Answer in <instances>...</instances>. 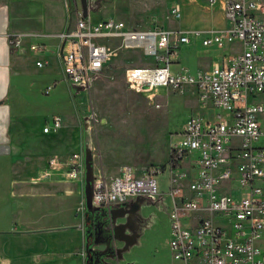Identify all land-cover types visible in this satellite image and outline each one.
<instances>
[{
	"label": "built area",
	"instance_id": "obj_1",
	"mask_svg": "<svg viewBox=\"0 0 264 264\" xmlns=\"http://www.w3.org/2000/svg\"><path fill=\"white\" fill-rule=\"evenodd\" d=\"M224 13L230 26L209 31L202 44L222 49L240 40L243 51L224 56L222 62L196 74L172 70L178 49L191 42L189 33L164 27L138 30L114 18L92 23L80 13L58 35L63 77L71 87H88L102 75L113 53L107 42L118 40L122 49L142 50L154 59L152 65L125 70L131 90L148 93L156 88L194 86L201 106L213 113L212 117L191 115L178 133L179 139L172 140L170 152L178 167L170 161L167 165L166 194L160 192L156 179L165 171L158 165L123 167L117 175L100 177L92 185L94 207L110 209L140 196L169 197L173 263L168 264L193 260L200 264H264V250L257 244L264 232V145L257 146L264 136V0H227ZM170 16L179 20V6L170 10ZM18 43L14 41L13 46ZM30 49L42 53L45 46L34 43ZM37 66L42 68L46 62L39 61ZM63 123L60 115H54L42 131H59ZM185 160L188 165L182 170ZM73 161L70 178L83 180L82 156L75 155Z\"/></svg>",
	"mask_w": 264,
	"mask_h": 264
},
{
	"label": "rangeland",
	"instance_id": "obj_2",
	"mask_svg": "<svg viewBox=\"0 0 264 264\" xmlns=\"http://www.w3.org/2000/svg\"><path fill=\"white\" fill-rule=\"evenodd\" d=\"M86 3L85 13L81 0H68L70 18L16 20L25 33L36 38L33 41L48 39L57 43V35L68 24L72 25L80 13L88 16L92 23L114 18L124 21L131 28L146 30L163 27L165 13L170 10L164 0H86ZM107 45L114 55L103 74L91 80L88 87L70 89L54 60L55 63L50 66L32 69L29 79L34 84L30 88L29 99L32 102L28 123L39 130L55 114H60L64 124L62 130L52 135L41 136L37 133L26 136L19 133V128L17 136L18 147L26 153L44 154L55 160L54 175L68 183L54 188L51 186L47 190H59L67 195L71 191L72 195L75 194L72 201H75L74 214L80 227L85 224L86 197L82 180H73L69 176L75 155L82 156L85 170L86 160L90 159L93 177L97 179L115 175L113 173L123 167L140 169L152 165L165 166V171L158 174L156 179L160 192L166 194L169 189L167 164L170 161L171 141L179 139L178 133L188 118L201 108L194 86L148 93L131 90L125 79V70L130 66L152 65L154 59L145 56L142 50L122 49L118 40H111ZM193 56L195 50L189 47L180 49L173 58L172 70L189 68L195 71L190 60ZM48 85L52 87L51 93L40 95ZM204 115L212 117L213 113L205 111ZM17 122V127H22L20 118ZM262 124L264 130V118ZM261 145H264V136L257 143V146ZM187 165L188 160H185L182 170ZM177 171L181 172V169ZM64 201L65 196L62 197ZM170 203L168 196H140L122 204L126 212L114 221L103 219V216L95 218L96 225L101 224L108 237L94 249L99 264L173 263L169 248ZM94 214V211H88L87 222L94 218ZM86 231L89 248L94 243L95 230L88 226ZM257 244L264 250V232L257 239ZM78 250L83 255L82 244H79ZM190 264L200 263L193 260Z\"/></svg>",
	"mask_w": 264,
	"mask_h": 264
},
{
	"label": "crops",
	"instance_id": "obj_3",
	"mask_svg": "<svg viewBox=\"0 0 264 264\" xmlns=\"http://www.w3.org/2000/svg\"><path fill=\"white\" fill-rule=\"evenodd\" d=\"M226 1L217 0L211 4V0H164L170 10L179 6L181 17L174 20L169 10L165 13L163 27L191 35V42L181 46L178 54L182 48L195 50V56L190 59L195 71L183 69L193 74L207 71L215 63L222 62L224 56L243 51L240 40H234L222 49L217 45L205 47L202 44L209 31L230 26L224 13ZM67 2L68 0H0V264L86 263V230L85 224L82 227L78 225L74 214L76 205L72 199L74 200L75 194L72 195L71 191L67 195L59 190H47L51 186L54 188L68 182L54 175L55 160L44 154L26 153L18 147L17 140L19 128L22 135L38 133L48 136L59 132L63 127L59 131L44 134L42 130L47 122L39 130L28 123V111L32 102L29 99L30 88L34 84L29 79L31 71L39 68V61L46 62V66L42 68L55 63L53 60L61 68L60 41L55 43L47 39L35 42L33 40L36 38L25 33L16 19L70 18ZM200 36L201 40L198 39ZM16 40L19 43L14 47L13 42ZM34 43L44 44L45 50L42 53L31 51L30 46ZM65 83L72 88L66 81ZM48 87L43 88L40 95H49L52 89L48 90ZM205 111L209 112L201 106L195 114L204 115ZM18 118L21 119L22 127H17ZM51 161L54 162L53 165ZM120 170L113 174L117 175ZM115 175L101 177L111 178ZM85 178L86 170L83 185ZM86 208L85 204V210ZM79 244L83 245V255L79 254Z\"/></svg>",
	"mask_w": 264,
	"mask_h": 264
},
{
	"label": "flooded vegetation",
	"instance_id": "obj_4",
	"mask_svg": "<svg viewBox=\"0 0 264 264\" xmlns=\"http://www.w3.org/2000/svg\"><path fill=\"white\" fill-rule=\"evenodd\" d=\"M126 209L122 207V205L111 207L110 209L104 206L99 207L98 210L94 211V218L90 219L87 223V227H93L95 230V239H93L94 243L90 244V247L87 248L86 251V263L85 264H99V257L97 254H94V249L102 245V242L106 240L108 237L105 234V229L103 230L100 225L94 224L93 221L95 218L103 216V219H110L114 221L119 215L125 214ZM87 216V215H86ZM86 227V228H87ZM87 234V231H86ZM87 237V235H86Z\"/></svg>",
	"mask_w": 264,
	"mask_h": 264
},
{
	"label": "water",
	"instance_id": "obj_5",
	"mask_svg": "<svg viewBox=\"0 0 264 264\" xmlns=\"http://www.w3.org/2000/svg\"><path fill=\"white\" fill-rule=\"evenodd\" d=\"M83 10L87 12V3L86 0H81ZM93 168L88 158L86 160V178H85V197H86V207L89 211H96L99 207H94L92 205V184H93Z\"/></svg>",
	"mask_w": 264,
	"mask_h": 264
},
{
	"label": "trees",
	"instance_id": "obj_6",
	"mask_svg": "<svg viewBox=\"0 0 264 264\" xmlns=\"http://www.w3.org/2000/svg\"><path fill=\"white\" fill-rule=\"evenodd\" d=\"M170 164L173 166V167H178V163L176 162V158H175V154L173 153V152H171V154H170ZM161 169L162 170H165L166 168H165V166H161ZM88 209L86 208V210H85V230H86V227H87V214H88ZM93 223L95 224V220L93 221ZM89 247H90V245H89Z\"/></svg>",
	"mask_w": 264,
	"mask_h": 264
},
{
	"label": "bare ground",
	"instance_id": "obj_7",
	"mask_svg": "<svg viewBox=\"0 0 264 264\" xmlns=\"http://www.w3.org/2000/svg\"><path fill=\"white\" fill-rule=\"evenodd\" d=\"M113 55H114V54H113ZM113 55H112V56H113ZM116 56H117V55H116ZM111 58H112V57H111ZM160 89H161V90H165L166 88H156V89H154V90H160Z\"/></svg>",
	"mask_w": 264,
	"mask_h": 264
}]
</instances>
